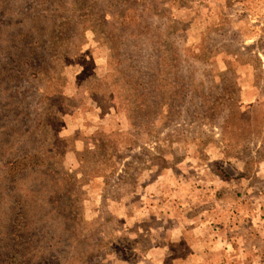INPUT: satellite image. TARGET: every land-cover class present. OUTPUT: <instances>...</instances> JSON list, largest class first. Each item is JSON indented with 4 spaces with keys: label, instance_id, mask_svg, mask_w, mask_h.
Wrapping results in <instances>:
<instances>
[{
    "label": "rangeland",
    "instance_id": "rangeland-1",
    "mask_svg": "<svg viewBox=\"0 0 264 264\" xmlns=\"http://www.w3.org/2000/svg\"><path fill=\"white\" fill-rule=\"evenodd\" d=\"M60 3L0 0V264H264V0Z\"/></svg>",
    "mask_w": 264,
    "mask_h": 264
},
{
    "label": "trees",
    "instance_id": "trees-1",
    "mask_svg": "<svg viewBox=\"0 0 264 264\" xmlns=\"http://www.w3.org/2000/svg\"><path fill=\"white\" fill-rule=\"evenodd\" d=\"M48 1L49 2H52V4L60 5L59 8H58V10L61 12L62 16H63V14L65 15L66 18H64V19H67V17H68L67 20H68V22H71V23H68V28L66 26H65V28H62L64 25H60V29H58V27H55V28L52 27L51 30H53V31H44V32L41 31V32H42L43 35H46V34H49L50 35L49 42H52V39L54 37H57V36H59V38L61 40H63L64 37L66 39L68 32L70 33V31H71V30L70 31H68V30H69V27L72 25V22L73 23H76L79 20V17L78 16L77 17L75 16V12L78 11V10H80V8L82 6L75 7V4L74 5H71V4H69V5H67V4H61L60 3V0H48ZM54 6H56V5H53L52 7H54ZM69 24H71V25H69ZM71 27L76 28V24L75 25L73 24ZM41 30H44V29H41ZM32 33H33L32 31L28 32L29 35L32 34ZM47 48H48V45H47ZM36 50L37 49H32L31 50L32 55H36L37 54Z\"/></svg>",
    "mask_w": 264,
    "mask_h": 264
},
{
    "label": "crops",
    "instance_id": "crops-1",
    "mask_svg": "<svg viewBox=\"0 0 264 264\" xmlns=\"http://www.w3.org/2000/svg\"><path fill=\"white\" fill-rule=\"evenodd\" d=\"M221 241L222 240H218V241H216V242H214V243H211V244H213L214 246H217V245H219V244H221ZM225 243H227V242H224V244ZM228 244H229V241H228ZM226 247H224L223 249H222V251H220L219 252V254H220V256L222 257V258H225V260H227L228 261V259H229V253H228V251H226V249H225ZM216 250H217V248H216ZM229 264V263H228Z\"/></svg>",
    "mask_w": 264,
    "mask_h": 264
}]
</instances>
